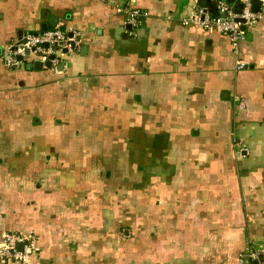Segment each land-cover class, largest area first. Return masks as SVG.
<instances>
[{
  "label": "crops",
  "instance_id": "1",
  "mask_svg": "<svg viewBox=\"0 0 264 264\" xmlns=\"http://www.w3.org/2000/svg\"><path fill=\"white\" fill-rule=\"evenodd\" d=\"M214 4L0 0V239L36 234L27 264H236L264 250V7L236 56L180 21ZM125 6L148 13L134 36ZM54 26L79 34L56 70L3 63L7 44Z\"/></svg>",
  "mask_w": 264,
  "mask_h": 264
},
{
  "label": "built area",
  "instance_id": "2",
  "mask_svg": "<svg viewBox=\"0 0 264 264\" xmlns=\"http://www.w3.org/2000/svg\"><path fill=\"white\" fill-rule=\"evenodd\" d=\"M259 1L264 7V0ZM214 2L216 4L214 14L206 7H197L180 21L184 25L214 30L227 36L234 54L238 56L240 42L244 40L246 31L257 23L261 11L251 9V0H214ZM122 11L125 14V23L130 26L128 32L134 36L141 18L148 13L132 6H125ZM78 43V32L63 30L57 26L37 32H26L18 42L7 44L2 61L7 67H17L30 56L42 62H49L51 68L56 70L61 58L74 51ZM244 67L245 63L240 59L237 60L236 68ZM242 106V103L238 102L237 107L240 109ZM40 250L37 237L32 232H2L0 261L4 263L27 264L29 259ZM236 264H264V250L248 247L239 255Z\"/></svg>",
  "mask_w": 264,
  "mask_h": 264
},
{
  "label": "water",
  "instance_id": "3",
  "mask_svg": "<svg viewBox=\"0 0 264 264\" xmlns=\"http://www.w3.org/2000/svg\"><path fill=\"white\" fill-rule=\"evenodd\" d=\"M260 5V1L259 0H251V9L253 11H256L258 6ZM214 7H216V4H214ZM55 22H53V20L51 21V25H54ZM127 27H130L129 25ZM40 63H38L39 65ZM47 65H49V63H47ZM20 247V246H19Z\"/></svg>",
  "mask_w": 264,
  "mask_h": 264
},
{
  "label": "trees",
  "instance_id": "4",
  "mask_svg": "<svg viewBox=\"0 0 264 264\" xmlns=\"http://www.w3.org/2000/svg\"><path fill=\"white\" fill-rule=\"evenodd\" d=\"M36 235V234H35ZM37 243H38V241H37ZM38 245H39V243H38ZM40 246V245H39Z\"/></svg>",
  "mask_w": 264,
  "mask_h": 264
}]
</instances>
